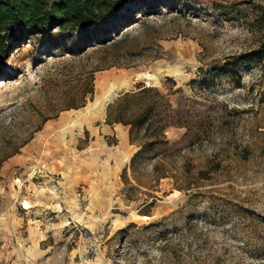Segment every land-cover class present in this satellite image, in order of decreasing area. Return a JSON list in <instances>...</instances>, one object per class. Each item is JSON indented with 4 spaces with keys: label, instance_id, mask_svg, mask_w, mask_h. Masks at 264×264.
<instances>
[{
    "label": "rangeland",
    "instance_id": "obj_1",
    "mask_svg": "<svg viewBox=\"0 0 264 264\" xmlns=\"http://www.w3.org/2000/svg\"><path fill=\"white\" fill-rule=\"evenodd\" d=\"M0 264H264V0L11 41Z\"/></svg>",
    "mask_w": 264,
    "mask_h": 264
},
{
    "label": "trees",
    "instance_id": "obj_2",
    "mask_svg": "<svg viewBox=\"0 0 264 264\" xmlns=\"http://www.w3.org/2000/svg\"><path fill=\"white\" fill-rule=\"evenodd\" d=\"M135 2L136 0H0V70L3 59L8 56L11 41L54 29L67 34L76 30H92L97 35L99 28L106 27L120 16L121 9L127 3ZM111 40L113 39L106 38L103 44L107 45ZM110 65L114 63L103 61L95 69ZM90 79L92 80V75ZM92 92L90 82L84 87L83 95ZM128 95L129 92H125L120 97L124 99ZM110 116L109 108L108 117ZM121 119L116 116L113 121H122Z\"/></svg>",
    "mask_w": 264,
    "mask_h": 264
},
{
    "label": "crops",
    "instance_id": "obj_3",
    "mask_svg": "<svg viewBox=\"0 0 264 264\" xmlns=\"http://www.w3.org/2000/svg\"><path fill=\"white\" fill-rule=\"evenodd\" d=\"M62 120H63V119H62V117H60V120H59V122H60V123H62V122H63Z\"/></svg>",
    "mask_w": 264,
    "mask_h": 264
},
{
    "label": "bare ground",
    "instance_id": "obj_4",
    "mask_svg": "<svg viewBox=\"0 0 264 264\" xmlns=\"http://www.w3.org/2000/svg\"><path fill=\"white\" fill-rule=\"evenodd\" d=\"M25 204H27V202H24Z\"/></svg>",
    "mask_w": 264,
    "mask_h": 264
}]
</instances>
